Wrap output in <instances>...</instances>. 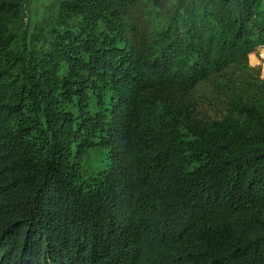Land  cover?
<instances>
[{
  "label": "trees",
  "instance_id": "obj_1",
  "mask_svg": "<svg viewBox=\"0 0 264 264\" xmlns=\"http://www.w3.org/2000/svg\"><path fill=\"white\" fill-rule=\"evenodd\" d=\"M21 1L0 0V264H264V80L225 77L264 0H55L31 33ZM96 138L101 185L76 162Z\"/></svg>",
  "mask_w": 264,
  "mask_h": 264
},
{
  "label": "rangeland",
  "instance_id": "obj_2",
  "mask_svg": "<svg viewBox=\"0 0 264 264\" xmlns=\"http://www.w3.org/2000/svg\"><path fill=\"white\" fill-rule=\"evenodd\" d=\"M22 15L20 23L27 26L28 33L34 31L35 29L45 28V22L50 19L51 15L55 12V0H22ZM27 41L29 40L28 34L26 35ZM256 47L252 53L246 54V60L235 66L233 69L229 70L226 74V79L236 80L244 87H252L260 84V81L264 80V76L261 75V69L256 67H250L255 65L257 60H261L264 63V45H259ZM252 55V57H250ZM220 82V79L217 83ZM211 82H205L200 85L196 92L191 96L190 100L196 104L207 103L206 100H212V103L216 102L214 96V90L217 86H214ZM220 86V85H219ZM252 97L257 95V91H251ZM104 110L101 104H91L87 108V113L91 115H99ZM200 110V108H198ZM71 111V110H70ZM74 114H76L74 112ZM96 145L92 148L84 151V154L77 158V164L79 166L80 176L90 184L98 183L101 185L103 181L101 180L107 166V149L101 143V138H96ZM80 177V178H81ZM98 179H100L98 181Z\"/></svg>",
  "mask_w": 264,
  "mask_h": 264
},
{
  "label": "clouds",
  "instance_id": "obj_3",
  "mask_svg": "<svg viewBox=\"0 0 264 264\" xmlns=\"http://www.w3.org/2000/svg\"><path fill=\"white\" fill-rule=\"evenodd\" d=\"M260 47V46H258ZM250 67H256V68H260L261 69V75L264 76V63L261 62V60H257L255 65H251Z\"/></svg>",
  "mask_w": 264,
  "mask_h": 264
}]
</instances>
